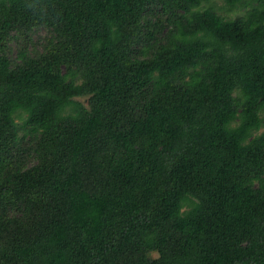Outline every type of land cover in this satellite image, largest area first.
Listing matches in <instances>:
<instances>
[{
    "label": "trees",
    "instance_id": "trees-1",
    "mask_svg": "<svg viewBox=\"0 0 264 264\" xmlns=\"http://www.w3.org/2000/svg\"><path fill=\"white\" fill-rule=\"evenodd\" d=\"M263 128L264 0H0V264H264Z\"/></svg>",
    "mask_w": 264,
    "mask_h": 264
},
{
    "label": "rangeland",
    "instance_id": "rangeland-1",
    "mask_svg": "<svg viewBox=\"0 0 264 264\" xmlns=\"http://www.w3.org/2000/svg\"><path fill=\"white\" fill-rule=\"evenodd\" d=\"M217 6H218V8H221L222 6H223V3L222 2H217ZM220 10V13L222 14V15H224V16H227V17H233L234 15H235V13L233 12V13H231V12H227V11H225V9H219ZM240 12H243V10L241 9V11ZM43 32H41V33H38L36 36H38V35H40V34H42ZM35 36V37H36ZM16 54L14 53V56H15ZM83 101H85V100H83ZM262 130H264V128L262 129Z\"/></svg>",
    "mask_w": 264,
    "mask_h": 264
}]
</instances>
